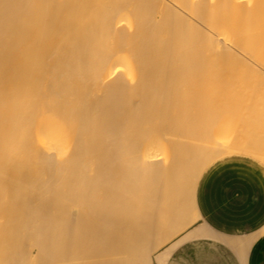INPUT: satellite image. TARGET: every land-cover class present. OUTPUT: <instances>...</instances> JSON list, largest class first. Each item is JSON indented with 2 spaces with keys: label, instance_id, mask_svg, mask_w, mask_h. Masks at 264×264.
Segmentation results:
<instances>
[{
  "label": "bare ground",
  "instance_id": "6f19581e",
  "mask_svg": "<svg viewBox=\"0 0 264 264\" xmlns=\"http://www.w3.org/2000/svg\"><path fill=\"white\" fill-rule=\"evenodd\" d=\"M262 87L264 0H0V264H165Z\"/></svg>",
  "mask_w": 264,
  "mask_h": 264
},
{
  "label": "crops",
  "instance_id": "0c3cea01",
  "mask_svg": "<svg viewBox=\"0 0 264 264\" xmlns=\"http://www.w3.org/2000/svg\"><path fill=\"white\" fill-rule=\"evenodd\" d=\"M195 204L197 221L154 257L170 249L165 264H264L261 162L247 157L213 164L203 174Z\"/></svg>",
  "mask_w": 264,
  "mask_h": 264
},
{
  "label": "rangeland",
  "instance_id": "374dc122",
  "mask_svg": "<svg viewBox=\"0 0 264 264\" xmlns=\"http://www.w3.org/2000/svg\"><path fill=\"white\" fill-rule=\"evenodd\" d=\"M263 88V87H262ZM260 89V88H259ZM259 89H255L253 92H252V94L251 95H246V96H244L243 98H242V100L240 101V103L238 104V105H236L235 104V106H232L231 107V111H236L237 113L235 114L236 115V117H238L239 116V114L241 113V112H245L246 111V113L247 112H251L252 110V107H253V109H254V105H256V104H258V102L260 101H258L257 100V102L255 101L256 99L255 98H257L256 96H260V95H263L264 96V88L263 89H261V90H259ZM257 90H259V91H257ZM250 90H248V92H249ZM261 97V96H260ZM260 97H258V98H260ZM262 99H263V101H264V97H261V101H262ZM256 102V104H253V103H255ZM261 103V105H263L264 104V102H260ZM261 105H260V107H261ZM263 110H264V106H262L261 107ZM235 109V110H234ZM234 112L232 113V114H234ZM235 115H233V117L232 116H230V118H228V119H225V121H220L219 122V124H222L220 127V129H219V124H217V130L219 131H217L218 132V134H219V136L221 137H223L227 142H228V144H230L231 146H233L234 144L233 143H235V145L237 144V142L238 141H243V142H245V143H247V142H249V141H251L252 140V137H253V135L254 134H252V133H248V134H244L243 136L244 137H242L241 136V131H240V129L242 128V130H244V129H246L247 127L249 128V127H251L252 128V126H254V124H255V122L254 121H257L255 118V120L254 119H251V118H247L245 121H244V123H242V126H239L238 128H235V127H233V121L235 120ZM249 119V120H248ZM248 120V121H247ZM222 122V123H221ZM257 123H259V125H261V126H264V117L263 118H261L260 120H258V122ZM256 125V124H255ZM260 134H262V135H260V139H262V140H260V141H255V142H261L263 145H264V132L262 133V132H260ZM247 135H249V136H247ZM262 137V138H261ZM232 141V142H231ZM233 144V145H232ZM260 144V143H259ZM261 156H263L264 157V152L263 153H261L260 154ZM257 160V159H256ZM257 161H259V160H257ZM262 163V162H261ZM263 165H264V163H262ZM196 199V198H195ZM195 199L193 200V204L196 206V204H195ZM182 232V231H181ZM180 232V233H181ZM180 233H178V234H180ZM177 234V235H178ZM176 235V236H177ZM175 236V237H176ZM174 237V238H175ZM172 240V239H171ZM170 240V241H171ZM169 241V242H170ZM158 251V250H157ZM153 258H155L154 257V255H153ZM155 260V259H154Z\"/></svg>",
  "mask_w": 264,
  "mask_h": 264
}]
</instances>
